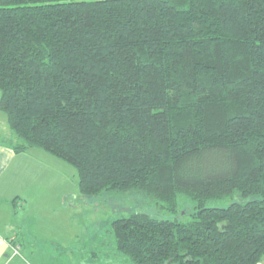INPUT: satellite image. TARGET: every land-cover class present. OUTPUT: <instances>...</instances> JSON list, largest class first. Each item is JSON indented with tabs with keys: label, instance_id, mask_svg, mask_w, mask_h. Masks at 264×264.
<instances>
[{
	"label": "trees",
	"instance_id": "1",
	"mask_svg": "<svg viewBox=\"0 0 264 264\" xmlns=\"http://www.w3.org/2000/svg\"><path fill=\"white\" fill-rule=\"evenodd\" d=\"M0 112L83 197L153 204L108 230L132 264L264 258V0H0Z\"/></svg>",
	"mask_w": 264,
	"mask_h": 264
},
{
	"label": "rangeland",
	"instance_id": "2",
	"mask_svg": "<svg viewBox=\"0 0 264 264\" xmlns=\"http://www.w3.org/2000/svg\"><path fill=\"white\" fill-rule=\"evenodd\" d=\"M2 115L0 133L14 144L18 138ZM52 157L23 160L29 168L25 173L46 179L39 203L28 202L26 214L18 210V218H11L8 207L0 204V264H132L116 250L108 230L119 217L155 213L153 204L140 195L109 196L108 201L85 198L79 192L77 168ZM65 193L70 194L66 202L75 206L65 205ZM9 212H14L11 206Z\"/></svg>",
	"mask_w": 264,
	"mask_h": 264
},
{
	"label": "crops",
	"instance_id": "3",
	"mask_svg": "<svg viewBox=\"0 0 264 264\" xmlns=\"http://www.w3.org/2000/svg\"><path fill=\"white\" fill-rule=\"evenodd\" d=\"M2 116L0 112V118H2ZM11 144L13 143L5 141L2 133H0V204H4L8 207V214L11 218H18L21 212L26 214L28 202L39 203V195L42 194L40 190H43L46 180L36 173H25V170H29V168L23 163V160L27 157L38 158V155L51 159L53 155L40 148H30L25 152L16 153ZM43 152L46 155H44ZM32 161H35V159H32ZM69 196V193L64 194L66 206H72L74 204V201H70L69 203L66 202V198ZM17 197L26 203L25 207L23 206V208L19 209L21 211L20 213L11 203ZM10 206L12 212L14 211L13 214L9 212ZM14 231L15 230H13V232ZM260 264H264V258Z\"/></svg>",
	"mask_w": 264,
	"mask_h": 264
}]
</instances>
